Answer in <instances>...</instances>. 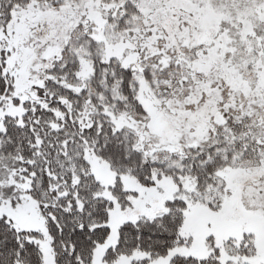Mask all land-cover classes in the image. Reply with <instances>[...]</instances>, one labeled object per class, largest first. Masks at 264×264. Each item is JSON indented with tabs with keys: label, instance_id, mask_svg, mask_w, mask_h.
<instances>
[{
	"label": "snow or ice",
	"instance_id": "obj_1",
	"mask_svg": "<svg viewBox=\"0 0 264 264\" xmlns=\"http://www.w3.org/2000/svg\"><path fill=\"white\" fill-rule=\"evenodd\" d=\"M0 264H264V0H0Z\"/></svg>",
	"mask_w": 264,
	"mask_h": 264
}]
</instances>
